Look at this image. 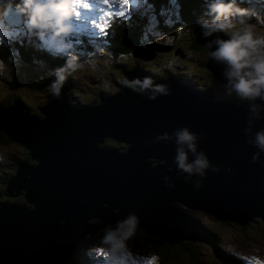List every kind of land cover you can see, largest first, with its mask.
Returning a JSON list of instances; mask_svg holds the SVG:
<instances>
[{"label": "water", "instance_id": "1", "mask_svg": "<svg viewBox=\"0 0 264 264\" xmlns=\"http://www.w3.org/2000/svg\"><path fill=\"white\" fill-rule=\"evenodd\" d=\"M192 32L205 45L217 37L227 39L220 33L204 37L198 24ZM204 66L228 84L226 61L208 56ZM120 71L128 79L148 76L135 66ZM154 80L168 84L171 94L152 101L147 98L151 90L137 94L123 88L74 106L65 84L61 98L45 95L47 100L38 106L44 112L42 118L21 110L14 98L11 105L0 106V129L27 146L30 157L37 159L33 165L18 162L5 184L6 196L24 189L25 201L6 200L0 205V264H62L81 235L115 224L129 212L139 216L138 231L160 235L166 242L201 240L176 204L201 208L240 225L256 217L264 220V152L253 164L257 149L246 142L243 131L264 128V99H258L262 104L253 103L258 111H251L253 104L245 107L216 100L172 76ZM182 126L204 137L199 149L219 167V171L207 169L204 177H191L200 182L199 188L181 181L172 163L174 137L146 143ZM106 138L124 147L100 145ZM189 159L194 157L190 154ZM166 165L172 171H166ZM169 183L175 187L166 186ZM101 201L108 207H102ZM113 207L117 208L114 213ZM92 216L101 220L99 225L86 221Z\"/></svg>", "mask_w": 264, "mask_h": 264}, {"label": "clouds", "instance_id": "2", "mask_svg": "<svg viewBox=\"0 0 264 264\" xmlns=\"http://www.w3.org/2000/svg\"><path fill=\"white\" fill-rule=\"evenodd\" d=\"M244 2L245 0H205V11L197 21L204 37H211L215 33L227 35V39L217 37L214 41H208L205 46L210 50L211 60L226 61L230 66V71L225 73L228 77L227 94L231 96L235 93L241 102L264 99V34H257L255 31L264 25V14L255 8L242 6ZM82 3L83 0H0V24L7 26L6 21L15 15L29 30H40L36 35L46 50L54 48L57 53L63 54L64 64L49 70L51 82L48 85V93L57 99L61 98L68 79L85 66L86 59H82L78 54L73 39H68L76 31L73 20L79 19L78 10ZM254 19L258 23H252ZM238 24L248 26L237 30ZM214 45L216 47L212 51ZM119 83L117 92L123 88L137 94L151 90L152 94L147 98L152 101L158 96L171 94L168 84L157 83L152 76L142 79L125 78ZM250 110L258 111V108L253 104ZM243 131L246 142L257 149L251 157L252 163L255 164L264 152V128L255 133L251 127H245ZM173 137L176 147L172 163L175 164L178 174L184 176L185 181L194 174L204 177L209 168L219 171V167L211 163L206 152L199 149L198 142L204 137L188 126L179 127L172 133L165 131L146 143L165 142L173 140ZM190 154L194 157L191 161ZM2 161L3 157H0V162ZM166 171L170 172L172 168L168 167ZM228 171L231 172L232 169L228 168ZM164 179L168 181L169 178L165 176ZM166 186L175 187V184L169 183ZM200 186V182H197L196 187ZM102 207L106 208L108 205L104 203ZM139 226V216L129 212L114 225L109 224L102 228L98 242L86 250V255L95 261H102L103 264H141V261L157 259L133 253L130 241L136 237Z\"/></svg>", "mask_w": 264, "mask_h": 264}, {"label": "rangeland", "instance_id": "3", "mask_svg": "<svg viewBox=\"0 0 264 264\" xmlns=\"http://www.w3.org/2000/svg\"><path fill=\"white\" fill-rule=\"evenodd\" d=\"M261 1L262 0L260 1L245 0L243 5H245V7L255 8L258 12L264 14V2ZM173 9L176 10V8L173 7L171 10L173 14H175L178 18L179 16L176 12L177 10L175 11ZM148 11H150V1L142 0L141 4L131 12L129 18L125 21V23H129L130 21L135 19V20H139L141 23L140 34L139 37L137 38L135 45L138 47V51L137 53L134 54L132 53V55L134 57L140 56L143 59H148L145 65L142 66V69L137 64H134L131 58L128 57L127 55L122 56L120 55V53L113 54V52L117 51V48L114 47L109 48L110 50L108 51L109 53H105L106 51L104 50H97L96 52L93 53H89L85 51L79 52L78 54L81 56V58L86 59L85 66L77 73L78 75L77 79L79 82L78 83L76 82L77 83L76 87L80 89L75 95H72L71 91L73 90V86L66 84L69 91V99L74 102L72 105L74 106L86 105L88 103H91L89 101L92 100L93 96H95V100H96L97 94L111 93L115 91L117 88H120V84L113 79L114 73L112 70L115 68L129 70L135 66L140 73H143V75L146 74L148 76H151L154 75L157 66V68H164L166 71L167 70L173 71L174 73L173 72H165V73H168L169 76H172L180 83L189 85L196 92L206 93L219 101L221 100L225 102L228 101L232 102L233 105H243L245 107H250V104H245L243 102L240 103L235 102L234 99H238L235 96V93H233L231 96L227 94L228 84L217 80L215 77L212 76L210 71H208L207 69L201 66L200 61L204 58L205 52L196 50L194 44L190 45V47L188 48L189 52L187 54L191 55V52L194 50L193 55L196 58L195 62L193 56L188 57V59H185L178 53V51L172 52L170 50L172 47L167 49V45L170 43H173L175 45L182 43L184 36L187 34V32L183 31V24L176 25L178 19L175 16H172L168 12L161 10V15H163V17H161L162 24L165 25L169 30L165 28L161 29L157 16L154 13H150ZM142 14L147 15V21H145V19L140 17ZM205 18L208 19L207 17ZM125 23H122V25ZM252 23L255 24L258 22L254 19ZM122 25H118L114 27L115 29L112 31V35L109 37L110 42L118 45L119 41L116 35L123 32ZM247 26L248 25L238 24L237 30ZM194 28L195 26L193 27V29ZM191 30L188 28V32L191 33ZM255 31L257 32V34H264V25L259 26L258 29H255ZM143 32L146 34L143 35L142 34ZM220 34L227 36L224 33H220ZM26 44H27L26 47L25 46L19 47L16 44L10 47L7 44H3L0 46V56L6 58L5 61L0 57V106L3 107L8 106L12 102L11 98L16 97L22 99L26 107L29 108L33 113H38L37 108L39 105H42L44 103L45 95L48 93V85H46L39 92H36V94L33 95L32 97H30L32 91L28 93L25 92L24 95L27 98L29 97L28 100L26 101L23 99L22 94H18L19 91H21L22 85L18 84L16 86L15 85L16 79L19 77H23L26 80L27 91H29V89H33V90L40 89L42 86L38 88L34 86L32 88L31 83L41 82L44 77L49 76V70H51L50 68L54 69L56 67H59L63 65L65 61L63 58V54L57 53L54 48H50L47 50L45 48L42 53V55H45V58H43L44 64L37 65L36 60L31 54V52H30L31 60L27 59L26 56L22 53L23 51L21 50L28 49V43ZM178 48L179 47L177 46L176 50H178ZM96 49L97 46H95V48L92 50H96ZM177 53L179 54L178 56H176ZM182 62H184V64H182ZM178 64L181 65L177 67ZM44 66H47L49 68ZM176 69L179 70V72L176 73L175 72ZM99 70H103L104 73L103 76L100 73H98ZM188 70H192L193 72ZM206 71L210 72V75L212 77L206 75ZM49 79L50 77L47 78V80ZM153 79H158V78L153 77ZM104 80L108 81L109 83L106 82L104 86L99 87V85H101V83H103ZM94 85H96L97 87L96 91ZM7 86L9 87V90ZM43 92L44 95L41 96ZM4 94L7 95L2 98V95ZM77 103H80V105H77ZM33 105H37V106L31 107ZM103 142L104 141H101L99 144L111 146ZM121 149L123 150L124 148ZM27 155L28 152L26 148L24 147L23 144H21L17 140L10 142L8 144H0V157H3V161H14L13 165L15 166H17V163L20 162L22 159H24ZM150 165L152 167L154 166V164H150ZM165 167H171V166L166 165ZM14 172H15V168L11 166L8 167L0 166V179H2V181L0 182V188L5 187L6 184L3 182L4 181L3 177L7 176L8 174L12 175ZM180 178L181 181L188 183L187 181L184 180V176H181ZM6 197L7 196L4 195L2 198H0V200H5ZM170 201L176 202L174 200H170ZM104 203L105 201L100 202L101 205ZM179 206L187 208V214L185 213L184 214L188 218L191 217L194 221H197V223L200 224L199 226L200 229L206 226L209 227L210 229L213 228L214 230H217L218 235L216 239L220 241V245L216 244V246H218L219 249H221L222 251L231 252L233 256L236 258L238 262L237 264H264V220H262L261 218L254 220L252 219L251 221L240 225L233 220L220 219L216 217L214 214L207 212L201 208H189L182 204H179ZM115 210L117 211V208L113 207L111 212L114 213L116 212ZM95 218H97V216H92L86 219V221L89 223L91 219H95ZM94 224L92 225L95 226ZM109 224L114 225V223H106L103 224L101 227L100 226L94 227L93 228L95 230L94 233L85 232L83 235H81L79 241L81 244H84L83 248L85 249V254H84L85 257L80 261L78 260L77 264H103L99 260L95 261L93 259H90L86 255V250L94 243L98 242V237L102 235L100 228H104L105 225H109ZM206 246L207 247L203 251L198 250L200 252L199 256H201V261H203L204 264H226L228 262L224 260L223 256L218 257V255H216V253L213 251L211 246L208 245ZM130 247L133 253H139V256L156 257L157 259H155V263L158 262L159 260L158 257L154 254V252L148 249L147 247H143V246L138 247L133 244H130ZM194 247L199 249V247L197 246ZM170 264H176V263H170Z\"/></svg>", "mask_w": 264, "mask_h": 264}, {"label": "trees", "instance_id": "4", "mask_svg": "<svg viewBox=\"0 0 264 264\" xmlns=\"http://www.w3.org/2000/svg\"><path fill=\"white\" fill-rule=\"evenodd\" d=\"M150 1V13H154L159 21L160 24V28H165L167 29V27L165 25L162 24V18L163 15H161V10H164L166 12H168L170 15L175 16L177 18V16L175 14H173L172 12V8L175 7V10L178 14V21L176 22V25H180L183 24V31L187 32V34L184 36L182 43L175 45L173 43L168 44L169 46H172V48L170 49L172 52L176 51V47L178 46V50H179V54L185 58L188 59V57L193 56L194 57V62L196 61L195 56L193 55V51L191 52V55H188L187 53L188 48L190 47V45L194 44V46L196 47V50L199 51H203L205 52V56L204 58L200 61V64L202 67L205 68L204 66V62L207 60L208 58V50L204 47L198 44V42L194 39V35L192 30L194 26H196L198 23V19L201 18L202 13L204 12L203 10H205V2L201 1V0H149ZM244 6V5H242ZM163 8V9H161ZM141 18L145 19V21H147V15L142 14L140 16ZM195 18V20H194ZM205 18V17H204ZM209 19V17H207ZM206 19V18H205ZM140 21L139 20H132L129 23H125L123 24V32H121L120 34L116 35V37H118V45L115 43L110 42L109 37L112 35V31L115 29H111L108 32V40L109 42H101L100 44H96V43H90L88 44L86 41L83 42H78V44L76 45V50L78 52H89V53H93L96 52L97 50H104L106 51L105 53H109L108 51L109 48H117V51L113 52V54L115 53H120V55H127L128 57L131 58V60L134 62V64H137L141 69L142 66L145 65V63L147 62L148 59H143L140 56L134 57L132 55V50L134 49V46L136 45V41L137 38L139 37L140 34ZM191 30V33L188 32V28ZM175 28V27H174ZM169 30V29H167ZM170 40V39H169ZM37 41V40H36ZM123 41V42H122ZM24 43H31V40L29 38H26L24 41ZM38 42V41H37ZM19 47H22L24 45L22 44H16ZM95 45L97 46L96 50H92L95 48ZM27 46V44H26ZM168 46V47H169ZM137 47V46H135ZM127 48V49H124ZM169 50V51H170ZM23 51L22 53L26 56L27 59L31 60V54L33 55V57L36 60V64L37 65H43L44 64V59L45 55H41L42 51L37 50L34 51L31 48L28 49H23L21 50ZM46 51V50H45ZM178 53L176 54V56L179 55ZM2 59H4L6 61L5 57L0 56ZM43 62V63H42ZM182 64H184V62H182ZM124 65V64H123ZM181 64H178V66H180ZM47 67V66H44ZM49 68V67H47ZM53 69V68H50ZM178 69V68H177ZM206 69V68H205ZM122 70L121 68H115L113 69V73H114V80H116L118 83L120 81H122L123 79H125L126 77L123 75V73L120 71ZM164 68H157L156 66V71H155V75L154 78H158V79H165L167 78V76H169L168 73L165 72H173L170 70H165ZM188 71H192V70H188ZM176 72V70H175ZM177 72H179V70H177ZM193 72V71H192ZM191 72V73H192ZM78 72L74 73L67 81V85H72L73 86V90L72 95H75L80 88L76 87V84L79 82L77 77ZM98 73H100L102 76L104 75L103 70H99ZM174 73V72H173ZM206 75H209L210 77H212L210 75V72L208 73V71H206ZM49 76H46L43 78V80L47 79ZM214 77V76H213ZM121 78V80H120ZM77 82V83H76ZM109 83L108 81L104 80L103 83H101L100 86H104L105 83ZM35 83H39V82H35ZM18 84H21L22 88L21 91H19L18 94H22L23 99L24 100H28V98L24 95V93H28L30 91H32V94L30 97H32L33 95L36 94V92H39L41 89H43V87H41L40 89H29V91H27V83L26 80L23 77H19L16 79L15 85L17 86ZM120 84V83H119ZM8 87V86H7ZM95 87V91L97 90L96 85H94ZM19 89V88H17ZM78 89V90H77ZM9 90V87H8ZM95 93V92H94ZM17 94V95H18ZM7 94L2 95V98L5 97ZM9 95V94H8ZM44 95V92L42 93L41 96ZM10 96V95H9ZM11 97V96H10ZM13 98H11L12 101ZM95 100V96L92 97V100L89 102H93ZM39 101V100H38ZM235 102L240 103L241 101L239 99H234ZM243 103L245 104H252L251 100H244ZM29 104V102H28ZM77 105H80V103H77ZM37 105H33L31 107H34ZM12 142L5 134V132L3 130H0V144H8ZM103 143H106L108 145H111L113 147H124L123 143L117 142L113 139L110 138H106L104 140ZM24 159H28V155L24 158ZM14 161H3L0 162V166H11L13 168H16L15 165H13ZM11 176V174H8L7 176L3 177L4 179V183H6V181L8 180V178ZM185 180V179H184ZM2 181V179H0V182ZM189 182H191L194 186H196L197 182L192 178H190L188 180ZM4 188H0V198H2L5 194H4ZM16 201L18 203H22L24 202V198L21 196H7L5 198V200H0V202L2 201ZM178 207L179 204H176ZM180 209L182 210L183 213L187 214V208L184 207H180ZM190 217V216H189ZM191 218V217H190ZM255 219H260V217H256ZM192 221V227L194 228V230L200 235V237L202 238L201 240H193L192 239H182L179 240L177 242H166L164 241L160 236L157 235H153V234H146L144 232L141 231H137L136 237L134 238L133 241H130V244H133L135 246H143V247H147L148 249H150L151 251L154 252V254L158 257V262H156V264H170V263H176V264H204L203 261H201V256H199L200 251H203L208 245L211 246L213 251L216 253V255H218V257L223 256L224 260L228 261L226 264H237V260L236 258L233 256V254L231 252L228 251H222L221 249H219L217 245H220V241L218 239H216L217 237V230H214L213 228H209V227H202V229L199 228L200 224L197 223V221H194L191 218ZM90 222L94 225H99L101 220L99 218H95V219H91ZM249 222V221H248ZM106 226V225H105ZM101 227V226H100ZM102 229V228H100ZM94 233L95 230H92ZM85 236V235H84ZM83 236V238H84ZM82 238V239H83ZM213 242V243H212ZM194 246L199 247L195 248ZM84 244H81L80 241L77 244V247L75 250L71 251L68 253V256L63 260L62 264H77L78 260H82L85 256V249L83 248Z\"/></svg>", "mask_w": 264, "mask_h": 264}, {"label": "snow or ice", "instance_id": "5", "mask_svg": "<svg viewBox=\"0 0 264 264\" xmlns=\"http://www.w3.org/2000/svg\"><path fill=\"white\" fill-rule=\"evenodd\" d=\"M94 3L97 6L99 15L97 17L93 18L90 21V23L98 31V33H102L106 27V24H107V17L105 16V12L109 8L115 7L116 5L112 3V0H94ZM118 3L122 7L120 8V10L117 14L123 15L124 14V8L129 6L130 0H118ZM92 4H93V0H83L82 6L80 8H82L84 11H91L92 10ZM105 5H107L108 8L103 7ZM80 17L81 16L79 15V18ZM142 264H155V258H153L151 261H143Z\"/></svg>", "mask_w": 264, "mask_h": 264}, {"label": "bare ground", "instance_id": "6", "mask_svg": "<svg viewBox=\"0 0 264 264\" xmlns=\"http://www.w3.org/2000/svg\"><path fill=\"white\" fill-rule=\"evenodd\" d=\"M195 29V28H194ZM199 45H201V46H204L207 50H208V52H209V49L205 46V44H202V43H198ZM169 45H167V49L168 48H170V47H172V46H169ZM137 51H138V47H134V49L132 50V53L134 54V53H137ZM176 51H178V53H179V50H176ZM208 56H209V54H208ZM208 59V58H207ZM206 68V67H205ZM208 71H209V69L208 68H206ZM176 73H177V69H176ZM209 73V72H208ZM155 75V74H154ZM152 77H154L153 75H151ZM50 79L49 80H47V79H45V80H42L41 82H39V83H35V82H32L31 83V87L33 88L34 86H36V85H40V86H42L43 88L46 86V85H49L50 84ZM48 94V93H47ZM46 94V95H47ZM14 99L22 106V108H21V110H25V109H27V111H28V113H30V114H32L33 116H35V117H37V118H42L43 117V115H44V112H41V111H39V109L37 108V111H38V113H33L29 108H27L26 107V105H25V103L23 102V100L22 99H20V98H16V97H14ZM47 100V98L45 97V101ZM45 101H44V103H45ZM13 103V99H12V102H11V104ZM43 103V104H44ZM11 104H9V105H11ZM42 104V105H43ZM39 106H41V105H39ZM253 133H255V132H257V131H252ZM6 134V136L13 142V141H16V140H14V139H12L7 133H5ZM24 147L26 148V150H27V152H28V159H22L21 161H23V162H25V163H27V164H30V165H33V164H35V163H37V159L36 158H34V157H30V153H29V148L27 147V146H25L24 145ZM150 164H152V161L150 162ZM15 170H16V168H15ZM15 173V172H14ZM14 173L12 174V175H14ZM11 175V176H12ZM10 176V177H11ZM9 177V178H10ZM8 178V179H9ZM8 181V180H7ZM6 181V182H7ZM23 190L24 189H19V191H18V193L17 194H14V196H21V193L23 192ZM6 203V201H2V202H0V205H2V204H5ZM255 218H253V220H254Z\"/></svg>", "mask_w": 264, "mask_h": 264}]
</instances>
